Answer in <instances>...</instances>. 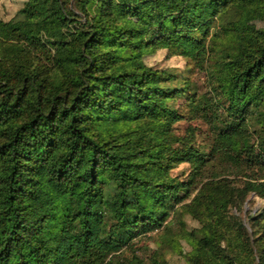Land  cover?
Here are the masks:
<instances>
[{
    "label": "trees",
    "instance_id": "trees-1",
    "mask_svg": "<svg viewBox=\"0 0 264 264\" xmlns=\"http://www.w3.org/2000/svg\"><path fill=\"white\" fill-rule=\"evenodd\" d=\"M69 1L27 0L0 19L1 41L24 42L0 59V264H113L121 235L160 220L164 197L188 191L191 181L169 177L173 162H202L171 132L181 115L167 106L176 94L163 85L167 72L114 65L123 50L163 47L203 68L219 32H211L214 16L193 0ZM236 1L209 4L216 15ZM221 29L230 44L215 59L213 88L226 110L247 117L264 101V28L241 31L233 21ZM259 120L264 130V111ZM237 127L218 135L228 157ZM249 191L264 198V181L237 195ZM200 197L209 211L229 202L209 182Z\"/></svg>",
    "mask_w": 264,
    "mask_h": 264
},
{
    "label": "rangeland",
    "instance_id": "rangeland-1",
    "mask_svg": "<svg viewBox=\"0 0 264 264\" xmlns=\"http://www.w3.org/2000/svg\"><path fill=\"white\" fill-rule=\"evenodd\" d=\"M26 1L0 0V19L14 18ZM193 1L204 16H214L211 32L219 31L220 35L211 41L212 50L203 68L163 47L123 50L114 65L118 71L145 66L167 72L163 85L176 91L167 106L181 115L171 132L180 139L182 149H191L202 162H173L169 177L175 184L191 181L188 191L179 187L174 196L164 197L166 212L160 220L138 223L127 236L121 235L109 257L113 264H151L154 259L165 264H258L259 251L264 250V198L252 191L243 198L237 195V189L248 182L264 181V144H260L264 130L259 120L264 101L255 102L247 117L232 115L213 88L218 72L215 59L230 44V39L221 35L225 32L221 28L233 21L241 31L264 28V0H238L225 9L218 7L216 15L209 4L212 0ZM73 8L76 11L78 6ZM120 22L141 27L137 18L127 15H121ZM23 48L24 42L0 40V59L9 61ZM233 124H238V132L228 145L232 155L228 157L217 150L218 135ZM207 182L213 190L227 194L229 202L224 209L209 211L204 205L201 187Z\"/></svg>",
    "mask_w": 264,
    "mask_h": 264
}]
</instances>
